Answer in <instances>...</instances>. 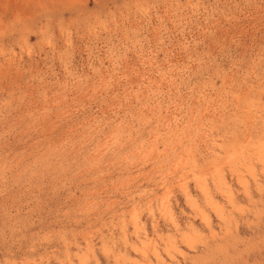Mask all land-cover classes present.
Instances as JSON below:
<instances>
[{"label":"rangeland","instance_id":"rangeland-1","mask_svg":"<svg viewBox=\"0 0 264 264\" xmlns=\"http://www.w3.org/2000/svg\"><path fill=\"white\" fill-rule=\"evenodd\" d=\"M0 264H264V0H0Z\"/></svg>","mask_w":264,"mask_h":264}]
</instances>
